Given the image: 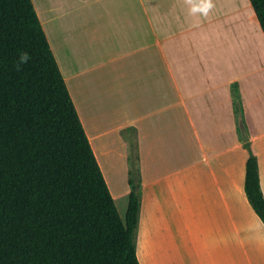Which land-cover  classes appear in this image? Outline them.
<instances>
[{
  "label": "crops",
  "instance_id": "0c3cea01",
  "mask_svg": "<svg viewBox=\"0 0 264 264\" xmlns=\"http://www.w3.org/2000/svg\"><path fill=\"white\" fill-rule=\"evenodd\" d=\"M32 2L105 178L104 172L113 170L111 163L119 165L116 170L127 166L125 135L129 130L134 131V169L142 195L136 242L141 263L175 264L171 241L164 236L171 229V209L177 205L174 197L177 188L183 189L182 230L192 247L218 251L227 260L240 249L254 250L256 235L249 220L256 212L245 194L244 180L248 142L259 163L264 194V111H257L264 108V80L257 79L260 71H248V63L241 56L232 60L234 71H226L227 74L207 71V54L204 50L202 60L203 48L187 35L190 27L184 28L187 26L184 15L179 11L178 14L176 7L170 11L176 0L113 2L134 17L132 24L135 25L132 36L113 39L117 46L132 49L124 59L131 55L133 59L120 63V69L118 65L114 68L113 63L121 58L116 60L118 56H111L112 52L107 51L112 40L104 44L103 58L77 52L81 50L77 33L83 25L79 10L95 5L97 0ZM252 15L256 18L255 13ZM120 70L127 71L135 92L127 95L119 89V96L108 103L106 86L111 82L110 88L114 87L111 75ZM261 72L264 78V71ZM83 99H86V114L80 105ZM129 106L134 109L131 114ZM164 121L179 125L171 127L173 147L177 130L189 150L192 137L197 140L199 157L185 167L193 173L189 179H179V170L174 166L160 177L145 178L148 152L158 148ZM225 125L232 136L228 145L223 143ZM242 128L248 135L247 140L238 136ZM159 189L163 194L162 190L157 193ZM160 195L163 197L159 198ZM248 264L257 262L252 259Z\"/></svg>",
  "mask_w": 264,
  "mask_h": 264
},
{
  "label": "trees",
  "instance_id": "16d2710c",
  "mask_svg": "<svg viewBox=\"0 0 264 264\" xmlns=\"http://www.w3.org/2000/svg\"><path fill=\"white\" fill-rule=\"evenodd\" d=\"M264 33V0H250ZM22 53L30 57L20 63ZM245 194L264 223L249 143ZM32 0H0V264H141Z\"/></svg>",
  "mask_w": 264,
  "mask_h": 264
},
{
  "label": "rangeland",
  "instance_id": "374dc122",
  "mask_svg": "<svg viewBox=\"0 0 264 264\" xmlns=\"http://www.w3.org/2000/svg\"><path fill=\"white\" fill-rule=\"evenodd\" d=\"M114 1L97 0L95 5L84 6L79 10V13L81 12L82 15L80 21L83 22V25L77 33L81 46V50H77V52L80 55L89 53L92 56L100 55L103 58V46L112 40V45L108 46L107 51L112 52L111 56H118L116 60L121 58L119 61L113 63L114 68H117L118 65L120 69V63L133 59L132 55L124 59L125 56L132 53V49L126 50L125 45L117 46L113 43V39L132 36L131 34L135 29V25L132 24L134 17L121 8V6L113 3ZM174 4L175 6L172 5L170 11L172 12L173 7H176V12L178 13L179 11L184 15L183 20H185L184 23L187 25L184 28L190 27L187 35L191 36L195 42H199V45L203 48L202 60L205 59L204 50L207 54L205 64L207 71H225L226 74V71H234L232 60L241 56L244 58L246 64L248 63V71H260L257 73V79L264 80L263 72H261L264 71V33L259 22L252 15L254 11L250 0H213L214 8L207 16L192 15L190 13V6L185 3V0H176ZM111 26L113 27L111 28ZM129 46L131 47V45ZM111 77L116 86L114 85V87L110 88L111 82L106 86V100L108 103L119 96V89L127 95L135 92L134 83L127 75V71H114ZM75 89L78 93L81 92L76 86ZM80 105L86 114V99L80 100ZM115 109L113 108V110ZM258 110L264 111V108ZM128 112L130 114L134 112L132 106H129ZM112 116V122H115V114H112ZM172 126L178 127L179 125L168 123V121L161 123L158 148L148 152V169L144 171L146 179L160 177L164 175V171L166 173L168 169L171 171L173 166L179 170L177 175L181 180L189 179V176L193 174L189 170H186L185 167L188 166L190 160L199 157L197 140L192 137L191 150H189L187 145L184 146V140L180 137L177 130L175 133L176 146L173 147ZM244 130L242 128L238 134L240 139H244ZM125 136L128 141L127 153L129 161L127 162V166H122L121 170H116L115 168H118L119 165L111 163L113 167L112 172H104L110 192L122 218L125 217L129 194L133 187L139 192L140 200L142 196L140 192L141 187L136 183L138 175L134 169V131L129 130ZM231 139L232 136L228 134L227 126L225 125L224 145H228ZM114 140L115 136L112 138L113 142ZM173 152H175V156H173ZM173 160L175 161L173 162ZM161 190L159 189L157 193ZM182 196L183 189L177 188L174 191L177 205L171 209V229L166 231L164 236L165 239L169 238L171 241L172 248L170 250L175 264H248L249 260L252 259H255L257 264H264V261H262L264 258V223L254 212L255 216H251L249 222L251 223L252 233L256 235L255 249L252 250L246 247L245 250L240 249L229 260L222 259L220 252H209L204 247H192L189 241L185 239L182 230L185 218ZM158 197L162 198L163 195ZM165 220L168 221L167 216ZM139 229L137 227L135 231L136 242H138ZM148 230L150 238L151 225H149ZM159 238H163V236L159 234ZM139 261L141 263L140 259Z\"/></svg>",
  "mask_w": 264,
  "mask_h": 264
},
{
  "label": "clouds",
  "instance_id": "9594fccd",
  "mask_svg": "<svg viewBox=\"0 0 264 264\" xmlns=\"http://www.w3.org/2000/svg\"><path fill=\"white\" fill-rule=\"evenodd\" d=\"M185 3L190 6V13L192 15L207 16L214 8L213 0H185ZM30 59L27 53H22L19 62L27 63Z\"/></svg>",
  "mask_w": 264,
  "mask_h": 264
},
{
  "label": "water",
  "instance_id": "95a60500",
  "mask_svg": "<svg viewBox=\"0 0 264 264\" xmlns=\"http://www.w3.org/2000/svg\"><path fill=\"white\" fill-rule=\"evenodd\" d=\"M244 139H245V140L248 139V135H247V133L245 132V130H244Z\"/></svg>",
  "mask_w": 264,
  "mask_h": 264
}]
</instances>
